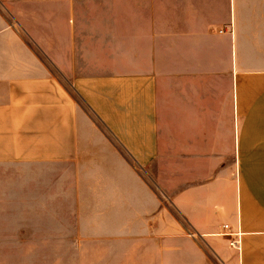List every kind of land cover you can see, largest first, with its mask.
<instances>
[{
    "label": "crops",
    "instance_id": "1",
    "mask_svg": "<svg viewBox=\"0 0 264 264\" xmlns=\"http://www.w3.org/2000/svg\"><path fill=\"white\" fill-rule=\"evenodd\" d=\"M205 1L8 2L0 170L62 164L75 221L55 251L264 264V65H245L231 25L206 29Z\"/></svg>",
    "mask_w": 264,
    "mask_h": 264
},
{
    "label": "rangeland",
    "instance_id": "2",
    "mask_svg": "<svg viewBox=\"0 0 264 264\" xmlns=\"http://www.w3.org/2000/svg\"><path fill=\"white\" fill-rule=\"evenodd\" d=\"M9 1L0 0V16L13 20L16 29H20L10 14ZM200 4L206 29L222 31L231 25L232 31L236 29L245 65H264V0H210L198 3V10ZM184 6L188 8L191 4ZM62 174L61 163L51 167L31 164L1 168L0 264H84V256L90 250L72 247L55 251L51 242L56 239L53 234L57 227L71 226L75 221L64 215L72 211L73 201L63 192ZM170 202L168 197L170 214L177 217ZM62 247H67L66 243Z\"/></svg>",
    "mask_w": 264,
    "mask_h": 264
},
{
    "label": "built area",
    "instance_id": "3",
    "mask_svg": "<svg viewBox=\"0 0 264 264\" xmlns=\"http://www.w3.org/2000/svg\"><path fill=\"white\" fill-rule=\"evenodd\" d=\"M230 245L233 247V246H238V242L236 240H233Z\"/></svg>",
    "mask_w": 264,
    "mask_h": 264
}]
</instances>
